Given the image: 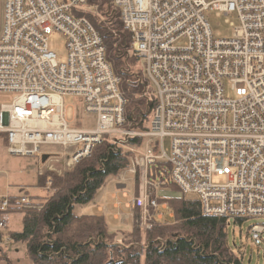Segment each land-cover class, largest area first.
Returning a JSON list of instances; mask_svg holds the SVG:
<instances>
[{
  "label": "built area",
  "instance_id": "built-area-1",
  "mask_svg": "<svg viewBox=\"0 0 264 264\" xmlns=\"http://www.w3.org/2000/svg\"><path fill=\"white\" fill-rule=\"evenodd\" d=\"M108 1L141 65L147 124L139 129L126 118L102 38L78 15L90 11L88 0H0V94L15 95L0 105L7 153L40 159L43 146H60L73 168L112 135L132 154L124 171L141 182L131 202L140 230L163 220L156 191L169 184L196 199L204 215L264 218V0ZM211 12L232 27L230 38L213 35ZM53 32L65 39L64 62L48 49ZM65 96L96 115L93 129L70 125ZM144 139L143 150L131 142ZM214 176L225 183L213 184ZM14 196L13 203L0 196V246L11 241V209L41 208L23 189ZM263 234L264 225L250 227L255 243Z\"/></svg>",
  "mask_w": 264,
  "mask_h": 264
},
{
  "label": "trees",
  "instance_id": "trees-1",
  "mask_svg": "<svg viewBox=\"0 0 264 264\" xmlns=\"http://www.w3.org/2000/svg\"><path fill=\"white\" fill-rule=\"evenodd\" d=\"M88 6L92 11L78 15L87 18L101 36L106 59L120 77L126 118L143 129L151 105L141 96L142 70L129 73L122 67L132 64L126 55L130 37L108 0H88ZM131 155L125 147L104 140L72 170L62 175L41 174L37 187L51 181L53 193L45 200L30 195L40 209H11L21 215L22 227L19 232H8L12 243H22L33 264H107L110 260L111 264H141L142 258L143 264H240L227 244V219L204 215L193 198H157L159 204H166L172 221H155L145 232L136 227L127 234L109 233L102 216L76 214V207L91 204L109 178L129 167ZM155 171L164 173L161 166ZM168 186L178 190L175 185ZM10 200L13 203L16 196ZM117 236L126 243H117Z\"/></svg>",
  "mask_w": 264,
  "mask_h": 264
},
{
  "label": "rangeland",
  "instance_id": "rangeland-1",
  "mask_svg": "<svg viewBox=\"0 0 264 264\" xmlns=\"http://www.w3.org/2000/svg\"><path fill=\"white\" fill-rule=\"evenodd\" d=\"M90 11H92L90 9ZM209 23L210 29L213 35L217 38H230L233 29L228 24L225 23L224 17H216L213 12L206 16ZM48 49L52 51L57 58L62 62L66 59V47L64 37L58 33L53 32L48 36L47 39ZM127 57L131 58L129 61L133 64H126L122 67L126 69V72L130 71L135 73L138 69L141 71L140 62L137 64L132 60L136 59L127 51ZM126 63V62H125ZM120 67V68H122ZM142 74V71H141ZM142 77V75H141ZM140 77V78H141ZM142 85L145 86L146 82L141 78ZM143 86V87H144ZM224 88L229 94L228 83H224ZM144 88L142 91L143 97ZM14 94H0V105L10 104L14 100ZM144 99L147 98L144 96ZM64 114L67 121L72 127L83 128V129H93L95 127V114H89L84 112L82 108V102L77 96H65L63 98ZM147 124V120L144 122V126ZM143 126V127H144ZM114 137L112 135H107L105 140L113 141ZM104 141V140H103ZM141 143V150H143L148 144V139H144ZM6 139L3 133H0V195L14 196L19 194L22 189L27 191L33 197L43 198L45 200L52 193L53 189L46 186L44 191L37 187L38 177L44 173H49L52 175H62L63 173L72 170L73 168L67 167L64 163V151L60 146H43L41 148V155H48V159L42 162L41 159L36 157H22L13 156L6 151ZM165 148H169V140H165ZM126 149V148H125ZM120 176V181H125L127 177H132L131 174L122 171L118 174ZM134 179L137 180V177ZM139 182V181H138ZM213 184H224L225 178L220 176H214L212 178ZM129 189L131 188L132 182H127ZM45 186V185H44ZM43 186V187H44ZM115 188L114 182L108 179L105 182L103 188L98 190L97 196L94 200L96 203L101 204L102 199L100 198L102 194H107L108 190H113ZM109 196V195H108ZM107 196V198H108ZM182 193L170 186L159 187L156 191V197L159 199H173L182 197ZM192 196L187 195L185 198H191ZM106 198V200H107ZM94 201V202H95ZM167 207V206H166ZM77 209H80L77 207ZM164 210H161L163 213ZM165 214L163 213V220L171 222L170 218L167 216L168 210L166 209ZM171 214V213H170ZM21 217V216H20ZM10 222V229L14 230L19 228L18 220L12 217ZM21 220V218H20ZM226 226L227 244L229 249L234 253V255L240 260V264H264V234L259 242L255 243L249 237L250 227L254 224L264 225L263 217H253L246 218L239 222L234 218H229ZM133 228H136L135 226ZM116 242L126 243L122 236H117ZM8 245V246H7ZM2 257L0 256V264H33L26 256V250L22 243H12V241H7L4 246L0 248ZM143 264V258L141 260Z\"/></svg>",
  "mask_w": 264,
  "mask_h": 264
},
{
  "label": "crops",
  "instance_id": "crops-1",
  "mask_svg": "<svg viewBox=\"0 0 264 264\" xmlns=\"http://www.w3.org/2000/svg\"><path fill=\"white\" fill-rule=\"evenodd\" d=\"M135 177L136 176L133 175L132 177H127V179L124 182L120 181L118 176L109 178L114 182L115 188L113 190H108L107 194L101 195L100 198L103 200L102 203L98 204L94 200L95 202L93 201L91 204L87 206L79 207L80 209H77L76 207L75 208L76 214L102 216L104 218L109 233L118 232V233L127 234L131 232L135 225V219L138 211V209H132L131 202L134 198L140 195V192L142 190L141 182L139 181L138 177L137 180L134 179ZM128 181L132 182L130 189L127 185ZM0 196H5V195H0ZM163 208L165 210L167 209L166 204H163ZM164 211L163 213L165 214ZM20 216L21 215L19 214L14 215V218H16L17 220L19 219L18 220L19 228L11 230L9 227L11 222L10 220L8 224L7 232L21 231L22 227L20 223V218H21ZM167 216L170 218V216L172 217V214H170V212L168 211ZM2 246L4 245H1L0 247Z\"/></svg>",
  "mask_w": 264,
  "mask_h": 264
},
{
  "label": "water",
  "instance_id": "water-1",
  "mask_svg": "<svg viewBox=\"0 0 264 264\" xmlns=\"http://www.w3.org/2000/svg\"><path fill=\"white\" fill-rule=\"evenodd\" d=\"M48 157H49L48 155H42L41 161L45 162L48 159ZM111 263H112V260H110L107 264H111ZM114 264H120V262H116Z\"/></svg>",
  "mask_w": 264,
  "mask_h": 264
},
{
  "label": "bare ground",
  "instance_id": "bare-ground-1",
  "mask_svg": "<svg viewBox=\"0 0 264 264\" xmlns=\"http://www.w3.org/2000/svg\"><path fill=\"white\" fill-rule=\"evenodd\" d=\"M255 225V224H254Z\"/></svg>",
  "mask_w": 264,
  "mask_h": 264
}]
</instances>
